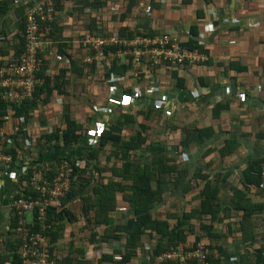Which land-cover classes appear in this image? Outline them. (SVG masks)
I'll return each mask as SVG.
<instances>
[{
  "label": "crops",
  "instance_id": "crops-1",
  "mask_svg": "<svg viewBox=\"0 0 264 264\" xmlns=\"http://www.w3.org/2000/svg\"><path fill=\"white\" fill-rule=\"evenodd\" d=\"M35 1L21 0L12 3L9 0L10 10L8 16L13 25L14 22L16 23L15 10L19 6H24L25 15L28 7ZM73 4L79 7L72 9L71 5ZM55 26L54 35L61 41L63 40L65 47L70 50V63L76 61L78 66L85 71L82 78L75 82L77 90L75 96L76 103L82 107L89 105L90 112L86 113L88 110H82L81 106H76L78 110L74 108L73 115L75 118L77 120L85 119L84 130L75 144L64 147L59 140L58 145H56L54 140L47 142L45 140L46 135L50 134H45V141H38L33 145H23L26 158L37 165H42L45 161L50 160L49 162H51L56 157L65 156L76 159V161L81 160L84 164L86 162L90 167L93 166V169H96V161L91 158L90 151L93 147H97L102 132L109 127V115L113 112L115 118L121 110L123 113L131 112L135 118L134 125L122 127L130 130L127 131V138L135 131H141V136L145 139L143 146H146V135L154 133L155 138L148 145L159 144L162 148H166V146L156 142L162 128L165 132L167 128V131L173 134L170 137H178L179 142L181 137L182 139L185 138L183 134L186 128L211 127L214 120L220 119L223 115H229V121L233 119L230 123L236 124L238 129V132L233 135L236 139L232 138V135L228 132L223 131V133L219 132V138L216 142L219 141L221 144L225 139H234L239 143L237 148L243 155L239 157L231 155V158L234 159H230L227 165H229V168L231 166L233 171L215 174L213 175L215 180H212L219 188L217 201L221 205V209H229L230 187L236 186L231 184L232 181L236 178L237 181L240 180L242 171L250 160L264 157V136L256 135L261 125H264V0H133L132 2L131 0H63L58 9L56 8ZM120 29H123L125 33L133 34V38L137 35H167L170 42L180 47H182L181 44L193 40V47H196L198 51L202 48L205 53L201 55L205 56V59H201L196 63L185 64L183 67L167 68L157 66L151 68L144 79L136 81L138 83H131V85L117 81L116 75L110 73L106 80L102 79V86H106L105 89L112 93L110 99L102 101L99 97L96 102L92 103L88 95L91 92L96 93V91L92 88L85 91V85L89 87L87 78L90 73L88 72L95 70V68L101 69V75L104 77L111 66L110 64L115 63L116 54L120 48L117 44L104 45L97 53L101 51L102 54L100 55L107 54L108 57L103 58L104 60L101 61L100 66L89 65L88 63H85L87 64L85 65L79 54V35L88 33L101 39L113 36L114 33L119 36ZM11 35L8 34V37L10 38ZM12 39L1 45V47L7 48L5 50L7 54H2L4 50L0 52L2 57L5 56V59L11 53ZM83 64L84 66H82ZM154 82L157 83L154 93H145L141 98H127L122 95L123 87H131L134 93L133 87L136 84L145 86ZM96 95L98 97V93ZM59 97L60 95L50 97L54 100L50 99L51 104H54ZM69 102L71 103V101ZM218 104H226L228 107L222 109L218 117L215 115L213 117V109ZM42 109L44 107L41 104L34 107L30 112V119H27L24 123L30 124L34 119L32 117L35 115L34 112H41ZM158 115L165 119L167 125L164 122V126H161ZM45 122L49 124V120H45ZM46 123L42 122L43 127L46 126ZM11 125H14L13 120L8 123L9 127ZM262 131L264 132V129ZM253 133L258 138L256 136L251 137ZM121 134L124 135L123 132ZM170 137H167V139H170ZM206 145L207 142H202L199 146L206 148ZM110 148H112V145H106L104 150ZM167 153L168 151H165V154ZM135 155L130 156L132 160H134ZM191 157L190 152L178 153V157L173 156L176 161L186 162L189 168L195 165V159ZM80 158H84L86 161ZM18 175L16 171L13 173L0 171V224L2 226L9 222L8 204L12 193L16 190L15 184ZM96 179L99 180L98 177ZM110 179H112L111 173L107 181ZM100 181L102 183L107 182H103L102 179ZM94 184L92 183V185ZM186 184L191 187L183 193ZM241 189L244 190V202L253 205L261 204V207L254 211L251 219L261 216L262 234L260 240L254 242L244 241L246 243L244 245L243 241L232 240L229 236L228 245L224 246L223 251L219 252V258L223 264H234L240 259L239 257L243 251H254L264 245V218H262L264 215V193L254 186H250L247 190L243 187ZM173 191V197L189 207L188 211L182 209L180 214H187L193 209H198L207 196L204 185L201 186L197 182L191 185V183L185 181L182 186ZM192 201L198 204L191 206L190 202ZM171 206L174 207V203H171ZM122 208H125V206ZM230 209L228 218H232L231 215L233 214H238L241 219L242 211H235L232 207ZM203 219H206V216ZM227 222L232 227L231 220ZM253 226H255L254 223ZM258 228L255 230H258ZM199 236L200 234L196 238ZM64 238H66V234L63 231L58 241L61 246L64 245ZM153 238L158 245V238ZM196 238L190 243L187 242V238L185 241H178V243L187 245L202 243L206 246L207 237L199 240H196ZM89 240L87 241L89 245L82 253L83 259L86 260L87 264H97L95 261L96 248L101 242L96 239ZM66 252H68V249H66ZM66 252L62 251L61 253L66 257ZM86 252L90 253L89 258L85 256ZM104 264L111 263L104 262Z\"/></svg>",
  "mask_w": 264,
  "mask_h": 264
},
{
  "label": "trees",
  "instance_id": "trees-1",
  "mask_svg": "<svg viewBox=\"0 0 264 264\" xmlns=\"http://www.w3.org/2000/svg\"><path fill=\"white\" fill-rule=\"evenodd\" d=\"M16 1L21 0H11L12 3H15ZM132 1L133 0H131V2ZM61 4L62 1H57L55 7L58 9ZM9 10V0H0V37H5L3 44L13 38L11 41V53L8 54V58L14 59L23 51L24 47V37L22 36V31L25 29L24 6H19L15 10L16 23L14 22V25L8 16ZM45 23L50 26V36L55 42L53 45L54 52L66 55L70 58V50L65 47V42H63V40L61 41L54 35L56 30V16L50 23ZM120 30V37L126 39L133 38V34L125 33L123 29ZM8 34H12L10 38L8 37ZM181 45L182 47H186L188 50H192L200 54L205 53L202 48L198 51L196 47H193V40H189L186 44L184 43ZM6 49V47L3 48L0 45V52L4 50L2 54H7V51H5ZM128 70V65L122 64L118 61L117 63L115 62L111 64L108 72L105 73V77H108L110 73H113L116 76L124 75ZM83 72L85 73L83 68L79 67L76 61H73L71 74L76 76L77 81L82 78ZM38 75L43 76L44 73L41 72ZM87 79L89 80L88 84L92 87V82L94 80L90 76H88ZM45 81V84L40 87L39 90L37 89V99L30 102L26 101L19 106H14L13 117L24 121L27 119L29 120L31 117L30 112L34 107H38V105H40L39 101L42 100L49 108L42 109L40 114L42 122L46 123L45 120L52 119V111L55 108L53 104L49 103L51 99L50 97L56 95L61 96L63 94L67 97V99H69V101L72 100V97L76 98V92H74L75 94L72 96L67 90L69 85L75 84L76 86V83L71 80L64 71H60L58 75H54L52 78L46 76ZM50 83H52V85H50ZM88 89L85 91H88ZM122 95L127 98L133 97L132 88L123 87ZM69 101L63 106V112L60 117L61 120L59 122H55L52 134L46 135L45 140L47 142L54 140L56 145H58V141L60 140L64 147H68L75 144L79 137H81V133L85 127V119L81 118L80 120H77V118H75L72 114L74 107L71 106L72 103ZM226 107H228L226 104H218L215 109H213L212 116L214 117L215 115L218 117L221 110ZM5 109L6 104L3 103L1 105L2 114L6 113ZM134 124L135 118L133 114L131 112L123 113L121 110L120 113H118L117 116L111 120L109 127L102 132L97 147H93L90 151L91 158L96 161V170L102 171L105 168H98V155L99 153H103L106 145H112V148L109 149L110 153L107 156L108 161H110L112 157L116 159L115 164L120 163V165L111 166L110 173L112 175V179L106 183H102L97 180V182L92 185L94 182H92L91 178L86 179L84 177L89 170H92L90 169V165L86 162L84 167L80 169L76 166V159L65 156L56 157V159L51 160V162H49L50 160L47 162L45 161L42 165H37L27 158V163H31V165L26 173L18 177V181L15 184L16 190L12 193L10 199H32L31 197L36 196V193L28 184L30 177L36 169H40L41 172L46 175L47 179L50 180L53 176L56 164L66 161L72 168L73 174L70 181V188L65 197L60 200L61 207L57 208L56 206H49L46 213V222L51 225V230L48 231L51 245L50 255H52V252L56 253V255H54L55 257L57 256L56 260L58 264H87L82 255L85 248H75L73 241L76 237L79 239L82 238L85 234L84 232L90 233L89 236H85V238H83L86 239L85 241H88L89 239H96L98 242H101V244L96 248L97 255L95 256V261L97 264H104V262L116 263L112 261V258L115 255H120L122 257V261L118 262V264H133L130 262L131 256L134 253L133 248L138 245L141 240H149L153 237L158 238L159 247H157L156 252L161 249L168 248L175 242L185 241L187 236L186 229L183 225H187V229L189 231H192L194 227L192 224L193 222L190 221V219H194L195 222H198L199 228L204 232V234H200L196 240L205 236L208 238L205 247L211 263L223 264L219 258V252L223 251L222 249L224 248L225 243L229 240V238H226V235H232L230 234L231 226L227 222L229 219V211L231 210L230 207H232L235 211L243 212V215L237 224L239 231L242 232L241 241H243V245L246 244L244 241H257V239H255V231L253 223H251V218L254 211L261 207V204L253 205L252 203L244 202V190L242 191L241 187L247 190L250 186H254L260 190V184L264 174V157L256 158L248 162L246 168L243 169L239 180L240 188L238 186L230 187V198L228 200L230 205L229 209L225 208L222 210L221 205L217 201V192L219 189L217 184H214L213 181L207 179L206 175H201L198 177L202 178V180H206L204 189L207 196L206 199L202 201L198 209H193L187 214L184 213L176 215L173 213L170 215L171 217H156L153 215V212L155 208L164 200L163 195L166 192L178 189L184 184L187 172L184 170L185 167L182 166H186L187 164L184 161H176L173 157H165L164 148L159 146V144H149L143 146L145 139L142 138L141 131H136L134 135H129L127 138V131L130 130L122 127H128ZM211 130V127L201 129L186 128L183 134L185 138L180 141V153H184L181 151L186 150L189 143H192L193 145H200L204 142L205 137H207L208 134L210 135ZM121 132H123L124 135H122ZM256 135L263 137L264 132H258ZM125 137L127 138L126 140ZM221 144V147L217 146V151L219 152L220 157H227L231 155L239 145L232 139H225ZM23 145L24 144L17 143L16 146L4 150V152H8L12 156V167L15 166V162H18L20 155H24ZM211 151L213 152L212 149H207L206 153ZM135 153L141 155L142 158H144L147 154L150 159L148 161L132 160L130 156H133V154L135 155ZM24 156L26 158V155ZM12 170L15 169L12 168ZM166 174L169 177H174L172 178V183L168 188H166ZM153 182L155 184H153ZM190 187V185L186 184L183 189V193L187 192ZM79 197L83 202L81 213L85 216L86 223L79 228V231L76 232V237H73L68 242H65L67 238H64V245L61 246L58 241L61 238V233L65 229L64 225L68 223L73 224L78 222L79 219L76 214L70 211L68 204L72 203ZM117 201H119L122 205H125L126 213L124 214H126V216L124 219L126 220L124 223L115 225L111 215L117 209V205L119 203H117ZM90 211H92V213ZM29 214L32 215L31 221L37 222V211L35 210ZM9 215L8 224L13 227V230H11L8 233L7 238H5L6 253L4 261H8L10 264H22V259L16 251L19 245L16 235L18 218L15 214ZM205 216V222H207L206 224L203 223V217L205 218ZM23 217L26 219L25 215ZM171 219L174 220L173 224H170ZM214 223L224 225L222 226L224 229L221 227L214 228ZM93 228H97V232L96 230L92 231ZM100 231H103L102 235L100 234ZM121 239L124 240V243L119 242ZM230 239L234 240L232 237H230ZM116 242L119 243L116 244ZM101 245L104 247L103 251L99 248ZM123 247L127 250L126 252H124ZM66 249H68V252H66ZM61 250L66 252V257L61 253ZM239 258L240 259H238V261L234 264H264V245H261L254 251H243Z\"/></svg>",
  "mask_w": 264,
  "mask_h": 264
},
{
  "label": "built area",
  "instance_id": "built-area-1",
  "mask_svg": "<svg viewBox=\"0 0 264 264\" xmlns=\"http://www.w3.org/2000/svg\"><path fill=\"white\" fill-rule=\"evenodd\" d=\"M57 1L63 0H36L33 2L24 15L23 51L14 59H5V56L2 57L0 54L2 57L0 58V171L5 173L16 171L19 174L16 182L20 175L27 172L31 163H27L24 154L20 155L18 162H15V166L12 167V156L4 150L16 146L17 143L33 145L38 141H45L44 135L51 134L54 126L47 124L43 127L40 111L34 112L35 115L32 116L34 119L30 124L24 123L25 121L22 119H16L13 117L14 106L37 99V89L39 90L45 84L46 76L52 78L54 75H58L60 71H64L66 75L71 74L70 58L54 52L52 46L55 42L50 36V26L45 23H50L55 19ZM72 6L77 7L76 4ZM4 40L5 37H0V45L3 44ZM107 44L119 46L116 59L122 55L127 56V65L136 81L144 79L149 70L157 66L183 67L185 64H192L205 59V56L200 53L170 42L167 35H137L133 39H123L114 33L113 36L100 39L88 33H82L78 39L81 61L84 64L100 66L103 58L108 57V55L103 54L104 56H102L100 55L102 52L97 53V51ZM41 72L44 73L43 76L38 75ZM115 78L117 81L123 79L121 75ZM156 84L154 82L145 86H134L133 97L141 98L145 93H154ZM111 95L112 93L109 92L107 99H110ZM3 103L6 104L5 114L1 113ZM39 103L41 106H47L42 100ZM53 105L55 108L61 109L62 98L59 97ZM52 112L60 114V111L56 109ZM11 120L14 121V125L9 127L8 123ZM72 174V168L66 161L56 164L50 180L40 169H36L28 182L36 196L31 197L32 199L16 198L9 200V212L18 218L16 235L19 245L16 251L22 259V264H58L57 256L55 257L56 253L52 252L50 255L51 245L48 231L51 230V225L46 222V213L49 206L61 207L60 200L69 191ZM260 188H264V174ZM35 210L38 213L37 222L28 223L23 216ZM12 228L10 224L4 226L0 224V264H10L8 261H4V256L6 253L5 238L13 230ZM156 249L157 247H153L150 243L144 244L140 248L143 254L141 264H212L202 243L187 245L176 242L166 249L157 252ZM135 254H137L136 250ZM85 256L89 258L90 253L86 252ZM112 261L118 263L122 261V257L115 255Z\"/></svg>",
  "mask_w": 264,
  "mask_h": 264
},
{
  "label": "rangeland",
  "instance_id": "rangeland-1",
  "mask_svg": "<svg viewBox=\"0 0 264 264\" xmlns=\"http://www.w3.org/2000/svg\"><path fill=\"white\" fill-rule=\"evenodd\" d=\"M78 7L79 6L73 7L71 5L72 9H77ZM127 59H128L127 56L122 55L120 58L116 59L115 62L117 63L118 61H120L122 64L127 65ZM54 69L56 70L57 68L55 67ZM101 72H102L101 69L98 70L96 68H95V70L89 72L90 76L93 78L94 81L92 82V87L89 84H88L89 87H87L85 85L86 89H88V88L91 89L92 88L95 91L97 90L96 93L95 92H91L88 95V97L92 100V103L96 102L99 99V97H100V99H102V101L103 100L106 101L107 98H108L109 90L105 89L106 86H102V79L106 80V77H105V74H104V77H103L101 75ZM143 74H145V72H143ZM67 75L74 82L77 81V78H76L75 75H72V74H67ZM121 76L123 77V79H121L120 81L124 82L125 84L127 83L128 85H131V83L134 84V82H136V80L132 77V75L130 73V67H129V70L126 71V73L124 75H121ZM136 83H138V82H136ZM137 85L138 84H136L135 86H137ZM67 90L70 92V94L72 96H74V94H75L74 92L77 91L76 90V86H74V85H69L67 87ZM97 93H98V97L96 95ZM60 97L63 100V105L61 106V109L60 108H54L56 110H59L60 114L52 113L53 117H52V119L49 120V122H48L49 125L54 126L55 122H57V121L59 122L61 120L60 117H61L62 112H63V106L65 104H67V101H69V99H67V97L65 95H63V94ZM71 99H72V100H70L71 103H72L71 106H73L74 108H76L78 110V108L76 106H81V105L76 103V101H75L76 98L75 97H72ZM56 100H55V102H56ZM52 101H54V100H52ZM49 103H51V102L49 101ZM88 106L87 107L86 106H83V107L81 106L82 110H84V109L88 110L86 113L90 112V107L88 108ZM43 107L48 108L47 106H43ZM72 114H74V113H72ZM114 115H113V112L109 115L110 118H109V121H108V125L110 124V121L114 118ZM157 117H158L159 122L161 123V126H164V122L167 125L165 119L161 115H158ZM40 120L42 122V117L40 118ZM229 120H230V116L229 115H223V116L220 117V119L218 118L217 120L213 121V123L211 124L212 130L210 132V135L208 134V136L205 137V139H204V142H207V145H206L207 147L206 148H202V146L193 145L192 143H189V145L187 146V149L181 151V152H185V153L186 152L187 153L190 152V156H192L191 158L195 159V165H193L191 168H189V166H187V165L186 166H182V167H185L184 170H186V172H187L185 181H188L189 183H191V185H194V182H197L201 186H203L205 184L206 180H202V178H200L198 176L206 175L207 179H210L212 181V180H215L214 176H213L215 174H219V173L223 174V172L225 173L227 171L228 172L233 171L231 166L229 168V165H227V162H229L230 159H234V158H231L232 157L231 155H233L234 157H235V155H236V157H239V156L243 155V154H241L239 152V149L237 148L236 150H234V152L231 155H229L230 158H229V156H227V157H219L220 155L218 156L219 152L217 151V146L218 147L222 146V144H220L219 141L216 142L218 140V138H219V132H222V133H223V131L228 132L229 134L232 135V138H235L233 135L236 134V132H238V129L236 128V124L230 123V122L233 121V119H232V121H229ZM235 121H237V120H235ZM240 122H242V121H240ZM162 123H163V125H162ZM161 126H160V128H161ZM158 127H159V125H158ZM197 128H203V127L200 126V127H197ZM219 128L221 129L220 131L218 130ZM261 128H259L258 129L259 131L258 130L257 131L258 132H263L262 130L264 129V125H261ZM215 130L218 131V132H216ZM135 133H136V131L132 135H134ZM172 135L173 134L171 132L167 131V128H166V132L163 131V128H162L161 131L159 132V136L156 139L157 143H162L164 146H166V148H164V154H165V151H168V153L165 154V157H167V158H169L171 156L172 157L173 156L178 157V153H180V141H181L182 137H181L180 141L178 142V137H176V138L170 137ZM254 136H256V135L253 133L251 137L254 138ZM167 137H170V139H167ZM153 138H155V134L154 133H148L146 135V145H148V143H150L153 140ZM232 140H234V139H232ZM234 141H236V140H234ZM237 144H239V143L237 142ZM207 148L208 149H212L213 152L211 151V152L206 153L205 150ZM109 151L110 150L105 149L103 151V153H99L98 158H97V160H98V168H100V169L105 168L106 170L103 169L102 171H98L96 169H93V166H91L90 169H92V170H89V172H87L85 174V176H84L86 179L91 178L92 182H94V183H96V181H97L96 177H98L99 181L101 179H102L103 182H106L108 180V177L110 175L111 166L112 165H120V163H116V164L114 163V161L116 160L115 158L111 157L110 161H108L107 156L109 154ZM244 154H245V151H244ZM134 159L135 160H141V161H148L150 159V157H148V155L146 154L145 157L142 158L141 155H138V153H136ZM76 163H77L78 168L81 169V168L84 167V162L83 161L77 160ZM224 170H226V171H224ZM197 172H198V174H197ZM166 178H167L166 188H168L170 186V184L172 183V178H174V177H169L166 174ZM239 183L240 182L237 181V178H236V180H233L231 184L232 185L235 184L236 186H238ZM153 184H155V183L153 182ZM238 187H240V185ZM260 191L263 193L264 188H260ZM173 192L174 191L171 190L169 192H166L163 195V199H165V200H163L162 203L156 208V210L153 213L154 216L157 217V215H159L160 218L163 217V216L171 217L170 215L173 214V213L176 214V215L180 214L182 209H184V211H188L189 207L186 206L184 203H181V201L175 199L173 197ZM90 193H91V191H90ZM118 202L119 201H117V203ZM171 203H174V207L171 206ZM195 204H198V203H195V201L194 202L193 201L190 202L191 206H194ZM82 206H83V202H82L80 197L75 199L68 206L70 211L73 212L74 214H76V216H78L79 219H78V222H75L73 224H70V223L67 222L68 224L64 225L65 226L64 233L66 234V238H67L65 242H68L73 237H76L77 236L76 232L79 231V228L82 225H85V223H86L85 222V216L81 213ZM123 206H125V205H122L119 202L118 205H117V208L119 210L116 209L115 212H113L112 215H111V217L114 220L113 222H114L115 225L116 224H120V223H124V221L126 220V219H124V217L126 216V214H124V213H126V208H122ZM122 209H124V210H122ZM90 212L92 213V211H90ZM25 217H26V221L28 223L31 222V219H32V215L31 214L27 213L25 215ZM231 217L232 218L228 219V220H231V223H232V227H230V230H231L230 234H232V235H230V236L232 238H234L235 241H239V240L242 239V232L239 231L238 226H237L240 217H239L238 214L237 215L233 214V215H231ZM262 218H264V215L262 216ZM190 221H192L193 222L192 224L194 225L192 231H189L187 229V225H183L185 227V229H186L187 242L188 243L193 242L195 240L196 236H198L199 234H204L202 229L199 228L198 222H195L194 219L193 220L190 219ZM205 221H206V219L203 220L204 224L207 223ZM261 221H262L261 216L260 217L257 216V217H254L253 219H251V223H254V225L256 226V228L254 226V231H255L254 235L256 236L255 239H257V241L260 240L259 238H260V235L262 234ZM173 223H174V220L171 219V223L170 224H173ZM214 226H216V228H220V227L222 228V226H224V225H220V224L216 223ZM257 228H258V230H255ZM222 229H224V228H222ZM95 230H97V229L93 228L92 231H95ZM84 233L85 234H84V236L82 238L79 239L78 237H76L73 240L75 248L79 247V248L83 249V248H86L87 245H89V243L87 241H85L86 239H83V238H85V236H89L90 233H88V232H84ZM100 234L102 235L103 231H100ZM224 234H225V232H224ZM227 236H229L228 234L226 235V238H229ZM119 242L124 243V240L121 239ZM119 242H116V244H118ZM148 243H150L153 247H159L157 245V243H156V240L154 238H151L149 240L140 241L139 244L136 245L133 248V252H135V250H136L137 254L134 255V253H133V255L131 256V260H130L131 262H134L135 264H141V262L143 261V254H142V251L140 250V248L144 244H148ZM227 245H228V243H225L224 246L226 247ZM99 248L102 251L104 249V247L102 245ZM121 248H122V246H121ZM123 250H124V252L127 251L125 249V247H123Z\"/></svg>",
  "mask_w": 264,
  "mask_h": 264
}]
</instances>
